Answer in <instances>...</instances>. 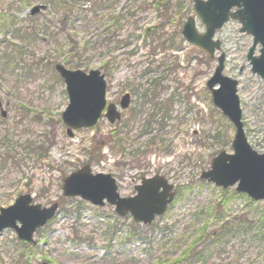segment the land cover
I'll return each mask as SVG.
<instances>
[{"label": "rangeland", "instance_id": "374dc122", "mask_svg": "<svg viewBox=\"0 0 264 264\" xmlns=\"http://www.w3.org/2000/svg\"><path fill=\"white\" fill-rule=\"evenodd\" d=\"M116 1V12L127 7L136 11L141 37H132L128 47L111 52L99 39L106 35V10L93 9L92 0L86 11L73 20L72 13L64 25L61 11L50 5L32 16L37 0H0V14H5L4 19L0 16V207L26 192L43 206L60 204L54 219L35 234L33 245L24 246L13 229L0 232V264H159L163 258L178 257L200 234H190L194 224L202 226L208 220L207 230H217L216 212L210 217L205 213L221 201L222 188L200 175L219 152L233 153L234 127L214 107L206 88L222 52L224 74L238 80L248 142L264 152V80L251 69L247 52L253 35L240 30V21L231 19L217 30L215 38L222 47L210 58L178 33L183 25L180 14L187 8L183 21L192 15L197 30H204L193 0H170V13H178L175 5L181 7L173 19L158 11L156 0ZM143 2L153 3L139 9ZM8 16H14L10 29L5 26ZM161 22L165 49L159 47L152 55L144 32ZM34 24L40 28L38 38L25 33ZM125 28L130 31L133 25ZM68 35L79 43L72 53ZM3 52L12 59L5 66ZM114 54L117 62L107 72L103 66ZM67 57L79 60L84 71L100 69L106 74L109 101H117L126 91L134 93L128 124L121 125L126 133H118L115 124L102 117L94 127L77 129L73 137L67 134L62 112L69 98L52 65L64 62L71 67ZM148 67L152 70L144 72ZM159 120L167 122L164 130ZM162 139L170 145L169 154ZM88 162L94 172L112 173L123 196L133 195L142 177L166 175L177 196L156 223L171 232L148 229L146 240H128L131 215L120 216L110 204L95 206L80 197H65L63 179ZM231 190L234 187L228 188L233 199L225 203L222 222H243L246 230L224 242V251L214 253L206 264H264L263 202L251 203ZM202 210L205 213L198 216Z\"/></svg>", "mask_w": 264, "mask_h": 264}, {"label": "water", "instance_id": "95a60500", "mask_svg": "<svg viewBox=\"0 0 264 264\" xmlns=\"http://www.w3.org/2000/svg\"><path fill=\"white\" fill-rule=\"evenodd\" d=\"M194 9L205 31L199 32L195 27V18L189 17L183 28L185 38L210 55L220 49V40H214L216 29L230 18L240 20L241 31L254 36L253 46L248 52L252 71L264 78V0H194ZM47 5L38 4L31 9L35 15ZM236 7V10H232ZM261 44L260 54L254 51ZM219 65L207 81L212 91L214 104L229 117L235 126L232 143L234 153L220 152L212 158L209 170L203 171L201 178L227 188L237 185L238 192L247 193L254 200H264V152L253 149L248 142L242 121L240 98L237 93L238 81L223 75L225 56L219 58ZM57 71L64 78L69 104L62 114L68 126L67 133L73 136V129L91 127L101 117L106 107L107 82L99 69L85 72L81 69H68L58 63ZM219 87L216 88V85ZM129 94L122 97L121 106L129 105ZM106 117L114 123L121 118L115 103L107 106ZM65 196H81L95 205L103 206L106 201L116 206L120 215L131 213L135 220L144 224L153 222L156 216L163 214L175 197L174 185L165 176L155 175L144 178L137 185L138 193L122 197L118 192L116 179L110 173H94L90 164L72 172L63 180ZM162 188V190H160ZM58 203L49 207L32 203L31 194L20 195L13 205L0 208V232L13 228L19 239L34 242V232L54 217Z\"/></svg>", "mask_w": 264, "mask_h": 264}, {"label": "trees", "instance_id": "16d2710c", "mask_svg": "<svg viewBox=\"0 0 264 264\" xmlns=\"http://www.w3.org/2000/svg\"><path fill=\"white\" fill-rule=\"evenodd\" d=\"M28 2L32 1V0H27ZM40 1L42 3H46L48 5H50L51 7H53L55 10L57 11H61L62 15L60 18V22L64 25L65 23L68 22V20H70V16L73 13L72 16V20L74 18H76V15L79 12H84L86 11L87 7L86 6H90V0H37ZM130 1H134V0H130ZM117 3L116 0H92V6L93 9H103V11L106 10V14H107V27H106V35H104L103 38H99L100 42L103 44V46H105L106 49L111 48V52H114L118 47H128V45L131 43V38L134 37L136 39H139L141 37V34H137L138 28H139V20L136 16V11L132 10L131 7H127V8H122L120 9L119 12H116L115 9V4ZM151 3H139L138 8L139 9H144L147 7V5H151ZM181 3V2H179ZM170 0H156L155 1V5L157 6V9L159 12L163 11L162 14L163 15H168L170 14V19H173L174 17L178 18V14L180 12V8L181 7H177L175 5L174 8H178V13L176 14V12H172L170 13ZM173 6V5H171ZM187 11H189V8H187L186 10H184V13L180 14V19H182V22L184 20L185 15L187 14ZM2 14H0L1 16ZM5 14L2 15V18L4 19ZM179 21V19H178ZM14 22V16H8L7 19V26L8 29L9 28V24ZM128 24H132L133 28L130 31H126V26ZM34 27H30L27 26L25 28V33L28 36L31 37H35L38 38V34H39V27L38 24H34ZM181 27V26H180ZM46 28H48V26H46ZM63 29V27H62ZM19 31V35L21 34L22 30H17V32ZM164 31H166L165 29V25L163 22L159 23L157 26H154V29H151V31L149 32L148 30H145L144 32V43L146 45L149 46L150 52L152 55H156L158 52L159 47L161 49H165V41L161 42L162 39L164 38ZM177 31V29H176ZM179 31V29H178ZM125 32H127V34H125ZM69 42L71 43V47H70V52H74L75 50H78V46L79 43L78 41H76L75 39H73L71 37V35L67 36ZM154 38H157L156 41H158L157 44H154L155 40ZM173 38V37H172ZM171 39V38H170ZM148 40L150 42H148ZM99 40H97L98 42ZM96 42V45H97ZM160 45V46H157ZM98 47V46H97ZM131 51V50H130ZM4 55L3 57V61H1L2 65L4 64V66L8 63V62H12V59L7 56L5 54V52H3ZM132 54V51H131ZM66 63L69 64L71 67L74 68H79L81 66L80 61L79 60H73L72 57H67L65 59ZM115 62H117V56L114 54V56H112L110 59L106 60L105 64H104V68H106L107 72H110L114 67H115ZM55 62L52 63V65H54ZM86 69V68H85ZM149 69V68H148ZM146 69L144 72H148L149 70ZM158 80L155 79V84L157 83ZM164 103V101H163ZM164 114V119L165 116L167 114V111L163 112ZM161 120H159V124L161 125L160 128L163 129L166 126V122H160ZM118 133H120V130H118ZM226 141H230V137L228 136ZM161 143L164 144V148L166 153L170 152V145L165 143V140L162 139L160 140ZM116 142H114L115 144ZM233 192L234 195L236 196H240V197H244L246 196L245 194H240L237 193L235 190H231ZM233 197L228 193V189L224 190L222 189V198L221 201L212 206V207H208V210H206V213L204 212V210H202L201 212H197V215L200 216L202 214H206L208 217L212 216L213 213L216 212L215 215V219L219 222V227L217 230L215 229H211V230H207V223L208 220H206L204 222V224L201 225H193V231H191L190 234L192 233H200L198 236H196L194 238V240L188 244V246H186L182 253L176 257V258H163L162 260H160L161 263L159 264H206L210 261V259L212 258L214 253H217L219 251H224L223 248V243L227 242L231 237L238 235L239 233H242L246 230V228L243 227V222H239V223H230L228 221H223V214H224V210H225V203H227L229 200H232ZM254 201L251 200V203H253ZM262 225L264 226V217L262 218ZM158 227V228H157ZM160 228V230L165 233L167 229H169V231L171 232V228H169L168 226H159L158 223H154L150 226H141L138 223H133V227L130 230V235L126 236L125 238L128 240H146V238L148 237V229L149 231H154V230H158ZM26 246H28V244H25Z\"/></svg>", "mask_w": 264, "mask_h": 264}, {"label": "flooded vegetation", "instance_id": "af4514ba", "mask_svg": "<svg viewBox=\"0 0 264 264\" xmlns=\"http://www.w3.org/2000/svg\"><path fill=\"white\" fill-rule=\"evenodd\" d=\"M126 94H129V96H130L129 97V105L124 111H122L121 119H120V121H118L119 126H121L122 124H123V126H127V124H128L127 123L128 122V118H126V114H127L128 110H129V108L131 106V102H132V98H133L134 93L131 90L129 92H127V91L123 92L121 94L120 98H118V100L115 101L118 106L121 105L122 97L124 95H126Z\"/></svg>", "mask_w": 264, "mask_h": 264}]
</instances>
